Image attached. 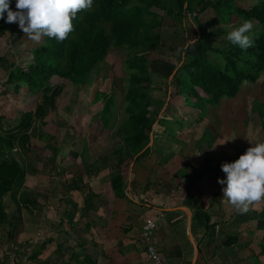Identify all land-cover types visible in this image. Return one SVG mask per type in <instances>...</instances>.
Listing matches in <instances>:
<instances>
[{"label":"crops","instance_id":"obj_1","mask_svg":"<svg viewBox=\"0 0 264 264\" xmlns=\"http://www.w3.org/2000/svg\"><path fill=\"white\" fill-rule=\"evenodd\" d=\"M3 81L4 78H0V114L8 120L11 118L10 124L15 125L19 112L29 110L27 98L24 93L6 92ZM225 100L228 99L222 101ZM254 101L264 104V100ZM208 118L211 120L210 116ZM190 119L194 121L182 127L174 129L172 126L174 140L167 139L162 133L166 126L156 121L159 129L154 130L153 124L149 145L154 141V132L159 133L157 145L161 156L152 152L138 162L133 158L127 167L120 163L116 152L120 141L117 125L109 128V139L104 146H100L99 140L89 144L80 139L76 143L69 130L71 136L66 130L60 143L50 142L51 134L40 139L45 140L42 146L31 141L32 148L28 152L36 155L37 169L16 146L12 155L26 163L24 184L31 188L21 185L14 194L7 191L0 197V210L4 212L0 217V264H74L75 260L81 261L86 256L94 264H153L147 257L142 236L146 218L155 220L151 243L162 264H264V203L240 214L222 198L224 185L218 183V178H225L221 164L230 162L239 150L245 152L251 146L247 141V126L235 125L240 138L237 144L225 132L227 127L217 128L208 120L196 123L193 117ZM258 123L262 127L261 122ZM197 124L201 132L195 137L191 131L196 126L199 128ZM206 126L218 132V137L211 147L203 146L196 155L193 149ZM49 128L53 125L47 126V131ZM184 131L188 132V138L182 139L177 149L163 148L167 142L176 144ZM191 137L194 141L187 140ZM224 140L228 141L218 144ZM259 141H264V137ZM73 162L81 163L71 169ZM91 162H97L93 170H90ZM82 163L88 165L82 166ZM180 169H184L181 176L178 175ZM78 172L89 186L86 196L93 200L84 215L81 213L83 194L68 187V182ZM118 172L124 174L125 197L115 195L110 186L111 178ZM43 174L52 179L41 191L36 183ZM24 193H29L37 203H27L26 207L21 201ZM67 212L74 213L70 220L64 215ZM45 239V248L33 253L35 246Z\"/></svg>","mask_w":264,"mask_h":264},{"label":"trees","instance_id":"obj_2","mask_svg":"<svg viewBox=\"0 0 264 264\" xmlns=\"http://www.w3.org/2000/svg\"><path fill=\"white\" fill-rule=\"evenodd\" d=\"M10 8L15 10V0H10ZM208 8L215 12L218 20L225 23L232 22L233 17L241 18V22L245 19L254 21L260 30L253 28L250 33L253 46L245 51L229 41L215 42L218 31L210 30L207 26L209 21H202L198 16ZM187 14L198 27V32L194 33V45L190 42L193 35L190 37L187 34L189 27L186 28L182 22ZM165 18L179 22V28L169 36L167 44L162 42V35L156 30ZM73 23L75 30L66 40L59 42L45 36L33 47L25 48L29 53L26 62L18 65L10 61L5 70L2 82L6 88L4 90L13 95L24 93L29 110L19 112L14 120L15 125L10 124L11 118L8 120L0 114V197L7 191L13 194L17 192L27 173L26 163L13 157V149L19 146L22 151H31V132H37L40 139L46 137L40 125L51 111L56 110L62 91V86L54 84L53 80L58 78L75 85L84 84L90 74L99 69L110 48L126 50L128 77L124 92V115L117 124L120 141L116 145L120 163L126 167L131 159L138 162L152 152L161 156L157 145L159 133L154 132V141L147 146L156 121L166 126L162 133L168 140L175 138L173 124L183 125V119L178 117L172 120L158 118V110L165 103L167 111L172 106L165 98L167 87L172 89L169 93L171 98H184L191 109H196L190 112L196 123L204 120L209 122L210 110L218 106L223 98L236 97L243 83H255L264 75V0H257L247 7L237 0H93L92 8L78 13ZM5 33L9 34L14 44L25 45L30 40H22L23 31L17 23H6V19H0V37ZM164 48L174 54L177 61L164 66L165 73L159 74L154 65L162 62L160 55L165 52ZM151 54H154V59L150 57ZM172 73V79L168 80ZM155 75L163 79L164 97L153 94L154 90L161 87L156 84ZM96 98L103 99L100 118L102 125L107 127L112 113L111 97L104 92H97ZM261 104L257 101L252 110L254 115L259 110L264 128ZM217 137L218 132L206 126L196 145L211 147ZM52 149L55 154L56 146ZM243 152L239 150L236 156L230 158V162ZM96 165L97 162H91L90 170ZM183 173L184 169L178 171L180 176ZM123 179L124 174L118 172L110 180L113 192L119 197H125ZM68 187L83 194L81 213L84 215L93 200L85 194L89 186L83 182L82 174L76 173L68 182ZM21 199L26 207L27 203H37L30 198L29 193H24ZM3 214L1 209L0 217ZM64 215L70 220L74 213L67 212ZM46 243L47 239L38 243L33 253H40ZM57 248L60 251L62 247L59 245ZM83 262L94 264L89 256L81 261L75 260L74 264Z\"/></svg>","mask_w":264,"mask_h":264},{"label":"rangeland","instance_id":"obj_3","mask_svg":"<svg viewBox=\"0 0 264 264\" xmlns=\"http://www.w3.org/2000/svg\"><path fill=\"white\" fill-rule=\"evenodd\" d=\"M237 1L247 7L257 0ZM198 16L202 21H209L207 23V26L210 30L218 31L217 36L215 37V42L228 41L226 39L227 32L230 31L233 27L238 26L240 24L238 22H241L239 20H242L241 18L233 17L232 22L230 23L222 22L218 20V17L216 16L215 12L210 8H208L204 13ZM182 22L183 24H185L184 26H186V28L189 27L187 34L190 37L192 35L194 36L195 32H198V27L196 25L193 27L194 22L190 15L187 14V16L182 20ZM253 23V28H256V30L259 31V27H256V23L254 21ZM178 28L179 22H175L174 20H169L168 18H165L162 22V25L160 27H157L156 30L160 31L162 35V42L164 44H167L169 36L173 35L172 33ZM193 36L192 40L193 38H196L195 36ZM24 39L29 38L23 33L22 40ZM192 40H190V42H192ZM37 43L39 42H35L30 39L25 45L14 44L11 43V39L9 38L8 33L2 35L0 37V57H2L0 59V78H4L5 70L8 69L10 61H15L18 65L26 62L29 59V53L27 50H25V48L29 49ZM164 51L165 52L160 55L163 58L162 62L160 63L159 61L157 64L154 65L156 68H158L159 74L165 73V70L163 69L164 66H166L167 64H173L177 61L176 56L170 51H168L167 48H164ZM150 57L154 59V54H151ZM125 58L126 50L119 48H110L105 60L101 63L99 69L92 72L88 77L87 82H85L84 84L75 85L71 82L58 78H55L53 80L54 84H59L60 86H62V91L58 97V105L56 110L51 111L44 119L45 124L40 125V129L45 134H48V136L50 134L53 135V137L51 135V137L49 136V141L51 140L50 142L54 141L56 143H60V138H63L65 131L69 130V133L74 136V140L76 141V143L80 142V139L86 140L87 142H89V144H92V141L99 140V144L101 143L100 146H104L106 140L109 139V128L112 129L114 125L119 124L122 121L124 115V92L128 77V72L125 65ZM176 66H178V64H176ZM175 69L173 70V73ZM173 73L169 76L168 80L172 79ZM262 76L259 77L260 79L256 83H243L241 85L243 87L241 88L240 92L236 97L225 101L221 100L220 104L216 106L215 109L212 108L210 110V123L214 124L217 128L224 129L227 127L228 129L230 127L231 130L226 129L225 132L227 134H230L231 138H233V142L235 139L237 144H239L238 141L240 139L238 136L239 133L236 132L237 129L234 128L235 125L237 126V123L247 126L246 130L249 133V135L247 136V141L250 145V141L255 143L259 141L262 137H264V130L262 131V127H260L258 123L261 122V117L258 112L259 110H257V113H255V115L252 110L253 104L257 103V101L254 100H264V78ZM153 78L156 79V84H160L161 86L159 89L154 90L153 94L159 97H164L165 86L162 77L155 75ZM171 90V87H167V96L165 98L166 101H170L172 103V106L170 107L169 111H167L168 108H165L167 107L166 103V105L162 109L158 110V118H166L169 120L174 119V117L183 118L184 120H186H183V125L193 122L194 120L190 119L192 118L190 112L191 110L196 111V109H191V107L185 103L186 101L184 98H171L169 95ZM97 92H104L105 94H108L111 97L112 113L110 117V122L106 128H104V126L102 125L100 118V115L103 111L102 106L104 102L103 99L96 98ZM253 98L256 99L253 100ZM260 108L261 111L264 110V104H261ZM205 122L206 120H204L202 123ZM52 125L53 128H49V131H47V126ZM156 126L157 125L154 123V130L156 128L157 130L159 129V127ZM173 126L174 129L177 127H182V125H179L178 123L173 124ZM200 132V126L199 128L196 126L191 131V133H193L195 137L196 134H200ZM38 136L39 135L37 134V132H31L30 140L39 144V146H42V144H45V140H40ZM186 138H188V132L184 131L182 132L181 136L178 137V141H176L177 143L175 142L176 144H173L172 142L171 144H169L167 142L165 143L163 148H165V150H170L173 148L177 149V147L182 144V139ZM187 140L194 141V137H191ZM76 149L79 150V147H77ZM89 149L93 150L92 146L90 147L89 145ZM195 149L193 150L197 152L198 150H202L203 146H196ZM12 152V154H15V151ZM23 152L26 154L27 158L31 159V165L37 169L36 155L32 156L31 154H29L28 151ZM73 153L75 154V152ZM196 155H198V152ZM199 158H201V156H199ZM77 163L72 164L71 169L77 167V165H79V163L81 162ZM81 165L83 166L84 164L82 163ZM87 165L88 163L84 166ZM43 175L44 177L41 176L36 183V187L41 191L45 188V184L48 182V180L52 179L50 176L46 177L47 174ZM43 180L44 182H46L43 183ZM24 182L22 183L23 188H31L30 186L28 187L26 184H24Z\"/></svg>","mask_w":264,"mask_h":264},{"label":"clouds","instance_id":"obj_4","mask_svg":"<svg viewBox=\"0 0 264 264\" xmlns=\"http://www.w3.org/2000/svg\"><path fill=\"white\" fill-rule=\"evenodd\" d=\"M92 6L93 0H15V10H12L10 0H0V19L17 23L35 42L45 36L63 42L75 30L73 21L78 13L90 10ZM253 27V21L245 19L227 32L226 39L246 51L253 46L250 35ZM195 42L193 38L192 44ZM250 143L251 146L237 159L221 164L225 178H218V183L224 185L222 198L240 214L264 203V141Z\"/></svg>","mask_w":264,"mask_h":264},{"label":"built area","instance_id":"obj_5","mask_svg":"<svg viewBox=\"0 0 264 264\" xmlns=\"http://www.w3.org/2000/svg\"><path fill=\"white\" fill-rule=\"evenodd\" d=\"M157 217H161V214ZM154 226L155 220L153 218H146L142 228V236L146 241V254L148 259L153 264H162V259L158 254V251L156 250L155 246L151 243V237L153 235Z\"/></svg>","mask_w":264,"mask_h":264},{"label":"water","instance_id":"obj_6","mask_svg":"<svg viewBox=\"0 0 264 264\" xmlns=\"http://www.w3.org/2000/svg\"><path fill=\"white\" fill-rule=\"evenodd\" d=\"M174 72H175V71H174ZM165 105H166V103L164 104V106H165ZM164 106H163V107H164ZM155 123H156V122H155ZM149 144H151V141H149V143H148L147 145H149Z\"/></svg>","mask_w":264,"mask_h":264}]
</instances>
